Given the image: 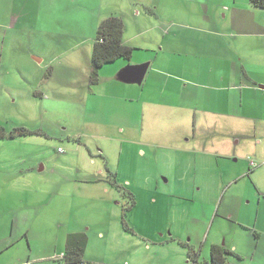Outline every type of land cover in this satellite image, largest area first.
Instances as JSON below:
<instances>
[{
    "label": "rangeland",
    "instance_id": "rangeland-1",
    "mask_svg": "<svg viewBox=\"0 0 264 264\" xmlns=\"http://www.w3.org/2000/svg\"><path fill=\"white\" fill-rule=\"evenodd\" d=\"M69 1L0 0V125L9 132L16 128L40 132L0 141V264H45L38 261L40 256L56 248L59 237L65 243L72 233L88 235L87 251L97 260L103 254L122 257L117 252L120 239L115 235L123 232L115 233V229H125L114 216L115 209L121 211V195H117L112 211L96 198L92 201L82 194H66L61 181L65 173L72 181L77 179L90 158L102 162L94 156L96 147L91 154L84 146L92 139L72 136L83 128L81 101L43 97L40 64L34 60L35 52L63 56L97 37L99 27H90L91 9L97 0H77L75 5ZM164 22L159 23L163 33L171 27ZM51 69L44 72L42 80L48 79ZM184 117L188 131L167 133L177 135L170 141H182L195 133L197 139H191L185 148L190 152L176 150L177 144L161 139L143 147L147 164L140 166L145 173L140 184L151 182V176L164 183L167 180V184L161 190L137 186L133 199L138 209L128 220L138 229L150 223L159 225L165 239L172 235L182 239L203 261L210 260L213 245L230 251L236 245L247 257L246 264H252L250 255L255 251L257 263L264 264V162L254 160L257 164L253 166L248 159L233 157L235 142L224 136L231 128L230 118L212 112L197 122L194 131L192 112ZM221 138L225 140L220 143ZM134 150L137 153L138 149ZM238 151L244 154L243 145ZM29 167L34 170L28 171ZM251 168L254 171L250 173ZM102 230L111 233L109 244L98 239ZM127 234L129 243L143 242L138 234ZM183 246L176 243L154 250L175 252L168 258L176 262L178 254H184L187 261L188 247Z\"/></svg>",
    "mask_w": 264,
    "mask_h": 264
},
{
    "label": "crops",
    "instance_id": "crops-1",
    "mask_svg": "<svg viewBox=\"0 0 264 264\" xmlns=\"http://www.w3.org/2000/svg\"><path fill=\"white\" fill-rule=\"evenodd\" d=\"M69 2L75 5L77 0ZM112 15L123 19L124 44L135 51L131 60L120 59L111 67L112 64L103 67L97 87L90 82L95 35L63 56L34 53V60L40 64L42 96L81 101L78 105L83 128L72 132V136L92 139L84 146L91 154L96 147L94 156L102 160L88 159L81 175L73 177V181L65 173L61 181L66 194H82L92 201L96 198L111 210L117 195H121V211L115 209L114 216L123 226L125 198L107 180L105 171L115 173L133 194L137 186L161 190L167 180L164 183L160 177L151 176V182L145 184L139 182L145 175L140 166L147 164L143 161L147 160L143 147L155 140L175 139L177 135H168V130L188 131L184 116L191 112L194 131L197 122L204 121L212 112L230 118L231 128L224 136L235 142L233 157L248 159L253 166L257 164L254 160L264 162V10L254 8L251 0H97L91 9L90 27L97 30ZM163 21L171 25L165 33L159 29ZM140 65H148L144 80L140 84L124 81L123 74ZM48 68L52 69L44 81L42 77ZM191 139L196 140L197 135L170 142L177 144L176 150L190 152L185 148ZM224 140L221 138L220 143ZM98 141L101 146L94 145ZM242 145L244 154L238 151ZM137 209L136 205L128 217ZM129 225L143 241L141 244L129 243L130 236L117 226L115 233L123 232L115 235L124 240H119L117 250L122 257L103 254L97 260L87 251L86 264H190L187 255L185 261L184 254L177 253L176 262L168 258L175 252L154 250L180 244L182 239L173 235L165 239L159 225L150 223L141 229L130 221ZM97 237L105 244L112 239L108 230L100 231ZM65 246L66 241L63 243L59 237L56 248L38 261L59 264L57 260L63 256ZM232 251L242 260L231 257V263L246 264L247 257L239 246L234 245ZM256 255V251L250 255L252 264H258Z\"/></svg>",
    "mask_w": 264,
    "mask_h": 264
},
{
    "label": "trees",
    "instance_id": "trees-1",
    "mask_svg": "<svg viewBox=\"0 0 264 264\" xmlns=\"http://www.w3.org/2000/svg\"><path fill=\"white\" fill-rule=\"evenodd\" d=\"M251 4L256 9L264 10V0H251ZM125 23L121 17L112 15L100 23L97 39L93 48L92 73L90 82L92 86L99 84V71L120 59L131 60L135 49L124 44L123 35ZM40 134L39 131H30L25 128H16L8 131L0 125V141L15 140L21 137H29ZM109 182L116 188L122 197L125 198L123 206L122 225L126 232L135 234V230L130 227L128 214L135 208L136 201L133 193L121 184L115 173L108 169ZM130 195V198L127 196ZM128 200V201H127ZM188 247L187 258L190 264H237L231 263V257L241 261L242 257L237 253L228 250L225 246L213 245L210 250V260L203 261L196 249H192L189 244L180 242ZM89 245V237L86 233H72L66 238V246L63 256L57 260L59 264H86V252ZM184 249V248H183Z\"/></svg>",
    "mask_w": 264,
    "mask_h": 264
},
{
    "label": "water",
    "instance_id": "water-1",
    "mask_svg": "<svg viewBox=\"0 0 264 264\" xmlns=\"http://www.w3.org/2000/svg\"><path fill=\"white\" fill-rule=\"evenodd\" d=\"M147 69L148 65H140L134 68H129V70L123 74L124 81L140 84L145 78Z\"/></svg>",
    "mask_w": 264,
    "mask_h": 264
},
{
    "label": "built area",
    "instance_id": "built-area-1",
    "mask_svg": "<svg viewBox=\"0 0 264 264\" xmlns=\"http://www.w3.org/2000/svg\"><path fill=\"white\" fill-rule=\"evenodd\" d=\"M61 151V150H60Z\"/></svg>",
    "mask_w": 264,
    "mask_h": 264
}]
</instances>
